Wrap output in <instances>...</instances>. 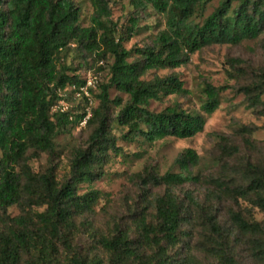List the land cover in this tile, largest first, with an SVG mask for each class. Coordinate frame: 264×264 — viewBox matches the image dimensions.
<instances>
[{
    "label": "trees",
    "instance_id": "16d2710c",
    "mask_svg": "<svg viewBox=\"0 0 264 264\" xmlns=\"http://www.w3.org/2000/svg\"><path fill=\"white\" fill-rule=\"evenodd\" d=\"M210 1L133 0L137 7L151 6L164 15L166 28L151 45L128 50L112 20L109 0H90L94 12L88 26L82 25L81 8L75 0H0V264H203L192 256L181 260L171 254L182 240L186 211L171 187L194 181L196 177L190 173L152 177L168 189L149 202L154 210L152 220L148 213L137 219L138 239L122 229L99 236L97 244L103 255L92 257L77 247L73 233L76 215L90 210L100 196L96 189L80 195L79 185H91L101 175L107 152L120 150L111 131L112 107L120 108L117 122L127 130L123 138L128 141L192 138L204 129L202 114L181 108L159 113L149 109L162 93H184L180 78L144 77L153 70L180 67L205 47L238 45L264 32V0H220L203 23L196 22L195 15ZM73 47L90 57V67L100 78L108 71L109 80L98 86L100 105L88 121L93 127L89 146L76 151L68 178L62 180L55 167L36 172L30 160L41 153L54 155L58 131L78 127L85 116L74 107L64 113L50 112L60 90L84 84L66 64ZM134 54L138 59L129 61ZM112 87L127 94L129 101L111 100ZM243 91L250 105L264 115V72ZM205 92L203 111L211 115L220 105L219 89L207 84ZM198 161L192 149L180 158L186 171ZM242 168L241 184L215 183L222 193L251 203L252 207L232 211L230 219L237 239L247 238L252 253L264 257V222L253 219L256 208L264 214V160L248 159ZM12 207L20 211L14 218L8 215ZM209 227L217 243V264H237L232 253L233 232L227 233L215 216L209 219Z\"/></svg>",
    "mask_w": 264,
    "mask_h": 264
},
{
    "label": "rangeland",
    "instance_id": "374dc122",
    "mask_svg": "<svg viewBox=\"0 0 264 264\" xmlns=\"http://www.w3.org/2000/svg\"><path fill=\"white\" fill-rule=\"evenodd\" d=\"M109 1L112 20L118 26L119 37L124 36L123 45L128 50L135 46L143 48L151 45L157 34L166 28L165 16L151 6L137 7L133 0ZM75 2L81 8L82 25L88 26L94 12L90 0ZM219 2H208L195 15V21L203 23L219 6ZM128 28H132L133 32ZM136 59V54L128 58L131 62ZM90 62L86 53L74 47L66 57L67 66L73 70L71 73H76L82 79L89 72H94ZM108 62L113 64L114 59L109 57ZM263 72L264 32L238 45L226 43L205 47L191 54L187 63L180 67L150 71L144 79L177 75L186 91L162 93L159 99L151 101L149 109L159 113L167 108H181L192 114H202L205 118L204 129L187 139L166 137L149 142L138 137L128 141L123 138L127 130L117 122L120 108L112 107L111 131L117 138L120 150H109L102 163L101 175L91 185L81 184L78 187L80 195L96 189L100 191V196L90 210L75 217L73 236L77 247L92 257L101 256L103 250L97 244L99 236H110L119 229L128 231L133 239H138L137 219L148 213L152 220L154 210L149 202H153L168 189L166 184H156L152 177H162L168 173H190L196 177L194 181L171 187L186 206L182 240L171 249V254L181 260L192 256L203 264L219 263L214 249L217 243L209 227V219L215 216L227 233L233 232L232 253L237 264H264V257L252 253L247 238L237 239L230 219L232 211L252 207L251 203L222 193L215 183L224 180L229 185H239L243 181L241 174L245 161L264 160V115L250 105L243 91ZM108 80L107 71L100 83L107 84ZM207 84H213L219 89L220 105L211 115L203 111V104L207 100ZM100 92L97 88L93 93L92 110L100 105ZM109 96L111 100L121 98L124 103L129 101V96L115 87L110 88ZM66 97L74 108L83 112L86 104L83 99H75L71 91H67ZM92 130L93 127L90 128L88 124L85 127L68 126L60 129L55 138L56 153H41L33 157L30 160L31 166L36 172H45L55 167L59 179L68 178L71 160L79 148H88ZM188 149L197 153L199 161L186 171L180 158ZM19 214L17 207L8 210L12 218ZM253 219L264 222V214L256 208Z\"/></svg>",
    "mask_w": 264,
    "mask_h": 264
},
{
    "label": "built area",
    "instance_id": "2783aa9c",
    "mask_svg": "<svg viewBox=\"0 0 264 264\" xmlns=\"http://www.w3.org/2000/svg\"><path fill=\"white\" fill-rule=\"evenodd\" d=\"M101 65H103V62ZM100 79V74L89 72V74L83 78V85H69L65 89L60 90V98L52 105L51 114L68 112L73 108L72 104L66 99L67 91H71L75 99H83L86 102L85 109L83 110L85 116L79 122V127H85L92 116V107L94 104L93 93L100 85Z\"/></svg>",
    "mask_w": 264,
    "mask_h": 264
}]
</instances>
